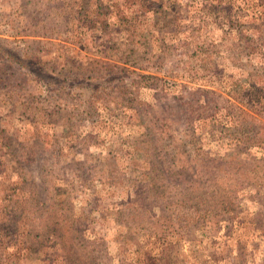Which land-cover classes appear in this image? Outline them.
Segmentation results:
<instances>
[{"label":"rangeland","instance_id":"1","mask_svg":"<svg viewBox=\"0 0 264 264\" xmlns=\"http://www.w3.org/2000/svg\"><path fill=\"white\" fill-rule=\"evenodd\" d=\"M8 148L77 264H264V0H0Z\"/></svg>","mask_w":264,"mask_h":264},{"label":"trees","instance_id":"2","mask_svg":"<svg viewBox=\"0 0 264 264\" xmlns=\"http://www.w3.org/2000/svg\"><path fill=\"white\" fill-rule=\"evenodd\" d=\"M50 81L57 85L61 84L60 81L53 78H50ZM5 146L2 145L3 148ZM10 152L15 157L12 159L14 167L11 169L16 171L17 177L11 187L15 189V194H4L9 202L10 210L0 213L3 216L0 218V264H30L33 254L55 244L62 247L61 264H77L75 256H70L71 251L65 242L57 214L54 211L50 213L43 210L44 205L38 200L40 198L36 194L35 186L31 193L23 194L26 191L23 187L24 175L20 170L22 163L16 160L14 155L17 154L8 148L9 155ZM0 184L4 185V180L1 179ZM142 196H146V194H140V198ZM25 197L27 199H24ZM23 200L25 201L23 202ZM201 203L205 205L204 199ZM17 204L25 205L19 209L18 213H15L16 209L13 207ZM6 236L7 240L4 241L2 237Z\"/></svg>","mask_w":264,"mask_h":264}]
</instances>
